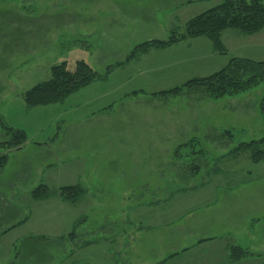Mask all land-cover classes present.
Returning a JSON list of instances; mask_svg holds the SVG:
<instances>
[{
    "label": "rangeland",
    "instance_id": "1",
    "mask_svg": "<svg viewBox=\"0 0 264 264\" xmlns=\"http://www.w3.org/2000/svg\"><path fill=\"white\" fill-rule=\"evenodd\" d=\"M221 1L0 0V143L7 139L2 122L27 135L21 149L7 150L0 170V204L13 209L1 217L0 234L27 217L0 237V264H126V256L114 254L121 229L129 254L128 232L135 229L134 246L155 257L166 244L156 228L175 229L180 222L197 232L196 218L206 211L197 204L205 180L224 184L207 211L235 230L244 225L259 240L264 158L253 162L249 151L230 152L264 137V80L218 99L190 89L158 92L212 74L232 57L263 61L264 31L252 36L224 29V54L198 36L150 47L118 64L136 45L183 32L189 19ZM77 60L99 74L112 67L62 102L25 104L24 92L49 79L52 65L73 68ZM77 182L87 195L67 202L72 206L65 210L56 194L39 201L29 195L40 183L56 189ZM183 200L188 208L180 207ZM166 217L172 226L164 225ZM236 236L248 244L245 234Z\"/></svg>",
    "mask_w": 264,
    "mask_h": 264
},
{
    "label": "trees",
    "instance_id": "2",
    "mask_svg": "<svg viewBox=\"0 0 264 264\" xmlns=\"http://www.w3.org/2000/svg\"><path fill=\"white\" fill-rule=\"evenodd\" d=\"M227 28L252 35L264 28V0H222L219 4L189 19L181 33L172 32L167 40H151L136 45L127 55L124 62L148 50L150 47H166L186 38L206 36L210 39L214 51L225 53V47L220 39V32ZM112 66L109 65L101 74L97 73L86 61L77 60L73 68H69L66 62L50 67L49 79L39 82L27 89L23 99L28 107L49 105L65 100L72 92L86 86L95 79H104ZM264 80V60L255 61L247 58L232 57L220 70L203 77L192 78L181 85L160 91V94L178 93L182 89H190L203 93L208 98L218 99L223 96L237 95L257 86ZM133 94L138 92H132ZM5 128L7 139L0 143L4 150L0 153V170L8 161L7 150L19 149L27 141V135L23 129L13 128L1 123ZM229 131L224 132V134ZM241 151H249L253 162H259L264 158V137L246 143H240L230 153L237 154ZM56 194L63 201L73 203L85 194V189L78 185H62L51 189L44 183H40L30 191V197L34 201L45 200ZM12 204H0V219L2 212L10 215ZM13 210V209H12ZM27 217L11 224L3 232L26 223ZM75 235L74 231L68 237ZM251 254L238 245L229 246V258L231 261H239ZM160 262L159 264H161Z\"/></svg>",
    "mask_w": 264,
    "mask_h": 264
},
{
    "label": "crops",
    "instance_id": "3",
    "mask_svg": "<svg viewBox=\"0 0 264 264\" xmlns=\"http://www.w3.org/2000/svg\"><path fill=\"white\" fill-rule=\"evenodd\" d=\"M259 31L261 32L264 31V28ZM259 31L257 33H260ZM222 32L223 30L220 33V38L222 36ZM204 42L206 43L205 40ZM210 65L212 64L206 63L205 67H209ZM208 73L201 74V75L203 77L204 75H208ZM91 170L93 171V166ZM91 182L90 183L87 182L88 183L87 187L92 188ZM75 184L82 186L78 182L74 184H69V185H75ZM202 184H207V185L204 186L205 187L203 189L204 191H201L200 193H198L200 195L197 198V204L205 205L206 211H204V213H201L198 219L196 218V221L199 222L197 232L194 230L186 229V228L184 229L182 224H179L180 222L177 223V225H180L179 228L173 229L172 227L170 228L166 227L163 229V231H161L162 227L159 229L156 228V232L158 233L159 238L161 239L163 243H166V244L160 247L161 249L157 251V253L155 254V257L154 256L148 257V256L143 255V251L140 250L141 248H137L134 246L135 239L139 240V237L137 236V233H136L137 230H135L134 227H131L132 225V222H131V224H129V227L135 230V231L130 230V232H128L129 233L128 235L130 236V241L132 242V248H133L132 253L129 254V248H127L126 250L124 248V243L126 244L125 229H121L123 235L119 233L118 239L114 243L116 247V249H114L115 250L114 254L115 253L118 254L117 255L118 257H121L122 255L126 256L127 258L125 261L126 264H127V260H128V264H159L160 262H162L161 264H254L255 262L257 263L259 260H264V229L259 234L260 236L258 237L259 240H256L254 239V234L251 233L249 229H246V228L244 229V225H242L238 230H235L234 228H231V226L226 224L222 219H217V216L212 215V213L207 210L214 208L210 206V204L214 203L212 202L214 200L217 201V193L215 189L217 187H220L219 184H223V182L216 181V183H214L211 180H205ZM82 187L84 189L86 188L84 186ZM201 187H203V185ZM86 195L87 193L85 191L84 196ZM191 201L193 203L195 202V196H192ZM56 202H57L56 204L62 205L61 208L63 210L67 208V207H63V205L65 204L72 206L71 204H68L67 202L61 200L60 198H59V201H56ZM180 205H181L180 207L188 208V203H186L184 200L180 203ZM77 210H78V207H77ZM78 211L77 213L75 212L76 213L75 216L79 214ZM7 214L8 213L5 212L4 215L2 216V219H6ZM191 214H192V211L188 212L187 215H185V217L191 216ZM130 215L131 217L133 216L132 214ZM131 217H128V220H130ZM125 218H126V215L121 216V221L123 219V222H124ZM169 219L170 217L165 218L164 225L168 226L169 225L168 223H171V219L170 220ZM76 220L77 218L74 219V221ZM196 221H193L192 224H194ZM74 223L75 222H73V224ZM21 225L22 224H20L19 226ZM19 226H16L15 228ZM169 226H172V225L170 224ZM199 228L202 230L199 231ZM71 229H73V227ZM11 230H14V228L8 230L4 234L1 233L0 237L6 236L8 233L11 232ZM238 231L245 234V237H247L246 241L248 244H246V246L241 244V242H237L236 234L238 233ZM231 237L234 240H232ZM120 240H123V243H122L123 250L120 249L121 247L117 245V243L119 244ZM230 245L241 246L242 248L246 249L251 254L247 255L246 257L242 258L239 261H231L229 258V246ZM80 247L82 246L80 245L79 247H76L75 249L80 248ZM107 252L109 253L110 250H108ZM73 264H82V263L76 262ZM86 264H88V262Z\"/></svg>",
    "mask_w": 264,
    "mask_h": 264
}]
</instances>
